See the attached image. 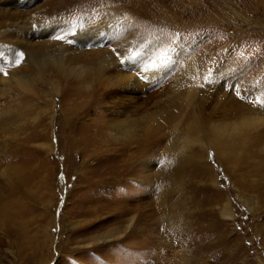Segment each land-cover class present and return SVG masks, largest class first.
Wrapping results in <instances>:
<instances>
[{"label":"rangeland","instance_id":"374dc122","mask_svg":"<svg viewBox=\"0 0 264 264\" xmlns=\"http://www.w3.org/2000/svg\"><path fill=\"white\" fill-rule=\"evenodd\" d=\"M80 23L85 72L0 89V264H264V126L211 145L264 116V0H13L0 87Z\"/></svg>","mask_w":264,"mask_h":264},{"label":"bare ground","instance_id":"6f19581e","mask_svg":"<svg viewBox=\"0 0 264 264\" xmlns=\"http://www.w3.org/2000/svg\"><path fill=\"white\" fill-rule=\"evenodd\" d=\"M12 4H13V0H0L1 6L8 7L9 5H12ZM78 5H80V4H78ZM36 16H38L37 13H34L33 15H31L28 18H22V19L20 18L19 19L20 21L15 22V24H17V26L13 30L16 29V31H19L20 33H22L25 31H29L31 29H35L36 27H40V26L42 27L45 24H47L45 22L42 23V25L41 24L40 25L33 24V22H34L33 18ZM29 24H33V25L30 26ZM42 30H45V29H42ZM93 35L94 34L87 31V29L84 27V25L82 23H80L77 26V28L74 29L73 32H71L70 35H68L66 38L62 39V41L58 42L52 50L50 48H49V50L46 49L47 48V46H46V47L41 48L39 50V53H37V54H28L27 55V58H28L27 60L33 61L37 66V69H36L37 73L34 74L32 76V78H27V77L20 76V75H14L11 79L7 80L4 84H2L3 87H0V89H3V88L4 89H11L10 84H15V86H18L21 89H32V83L34 80L35 81L42 80L45 77V67L48 66L49 64H51V66L53 68L57 69L58 71H61L62 73H65V74L67 72H70V71H72V72L75 71L78 73L84 71V68H85L84 64L82 65V64L78 63V61H76L75 59H77V57H79V54L81 51V50L79 51V49L81 47H83L84 43H87V41L90 40ZM93 40H94V38H93ZM7 46L3 47L5 51L9 52L10 50H13L11 47H7ZM16 49L19 51L18 48H16ZM112 61L110 60V58H107V56L104 54L99 56V63H98V67L96 68V72H95V74L98 78L102 77V75L106 72V69H108L109 67L112 66ZM102 62H105L106 65L105 64L103 66L100 65V63H102ZM46 64H48V65H46ZM72 64H73V67H71ZM161 64L159 63V65H161ZM158 68L159 67H158V61H157L156 64L155 63L150 64L149 71L154 72V71H157ZM263 126H264V116H257V118H249V117L245 118L244 117L242 119V121L235 122L231 126H228V125L215 126L216 129H218L220 131V132H218L220 134L215 138V140L213 142H211V145L215 149L216 152L222 153L225 157L228 158V156L234 155L233 153L239 152V150L241 149V148H238L239 145H242V144L244 145L249 141H252V143H253V140L251 138V134L248 131H258L259 128L261 129ZM196 128L197 127L195 125L194 130ZM216 132H217V130H216ZM204 138H205V135H204ZM184 141H185V139H183V143H184ZM195 142H197V140ZM180 149H183V148L180 147ZM119 156H120V154H119ZM123 156L125 157V155H123ZM126 166H128V159H123L122 167H124L126 169ZM222 215L224 217H228V218L232 217V213H231L228 205L224 206V209L222 211ZM131 219L132 218H130V220ZM132 220H131V222H132ZM131 222L129 224H126V226L124 228L127 229V227L130 226ZM167 225L169 227H172L175 230L179 229V222L174 217L167 220ZM179 256L182 258L181 261L184 264H189V263L191 264V262H188V259H185L184 255L180 254Z\"/></svg>","mask_w":264,"mask_h":264},{"label":"snow or ice","instance_id":"6c2138e0","mask_svg":"<svg viewBox=\"0 0 264 264\" xmlns=\"http://www.w3.org/2000/svg\"><path fill=\"white\" fill-rule=\"evenodd\" d=\"M55 38H56V39H61V40H62L64 37H62V36H57V37H55ZM114 51H115V50H114ZM22 55H23V54L21 53L20 56L17 57V59H20V57H22ZM117 55H119V53H117ZM128 59H131V57H128ZM121 63H124V61L122 60ZM5 74H6V73H5Z\"/></svg>","mask_w":264,"mask_h":264}]
</instances>
